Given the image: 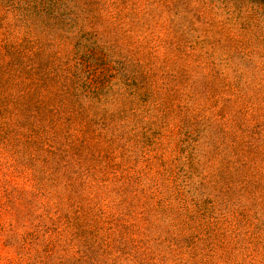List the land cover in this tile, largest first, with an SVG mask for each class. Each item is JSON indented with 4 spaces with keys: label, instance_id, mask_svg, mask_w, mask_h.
I'll return each mask as SVG.
<instances>
[{
    "label": "rangeland",
    "instance_id": "obj_1",
    "mask_svg": "<svg viewBox=\"0 0 264 264\" xmlns=\"http://www.w3.org/2000/svg\"><path fill=\"white\" fill-rule=\"evenodd\" d=\"M0 264H264V0H0Z\"/></svg>",
    "mask_w": 264,
    "mask_h": 264
}]
</instances>
